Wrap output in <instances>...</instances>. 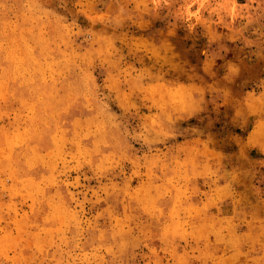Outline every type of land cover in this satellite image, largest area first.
Listing matches in <instances>:
<instances>
[{"label":"clouds","instance_id":"clouds-1","mask_svg":"<svg viewBox=\"0 0 264 264\" xmlns=\"http://www.w3.org/2000/svg\"><path fill=\"white\" fill-rule=\"evenodd\" d=\"M0 264H264V0H0Z\"/></svg>","mask_w":264,"mask_h":264}]
</instances>
